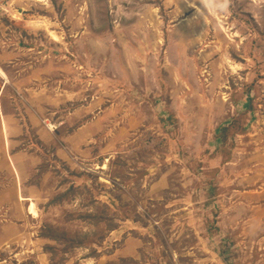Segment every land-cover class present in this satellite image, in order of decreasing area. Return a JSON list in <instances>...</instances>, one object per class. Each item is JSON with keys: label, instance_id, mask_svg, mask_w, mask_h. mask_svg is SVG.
I'll use <instances>...</instances> for the list:
<instances>
[{"label": "rangeland", "instance_id": "obj_1", "mask_svg": "<svg viewBox=\"0 0 264 264\" xmlns=\"http://www.w3.org/2000/svg\"><path fill=\"white\" fill-rule=\"evenodd\" d=\"M9 2L0 264H264V0Z\"/></svg>", "mask_w": 264, "mask_h": 264}, {"label": "crops", "instance_id": "obj_2", "mask_svg": "<svg viewBox=\"0 0 264 264\" xmlns=\"http://www.w3.org/2000/svg\"><path fill=\"white\" fill-rule=\"evenodd\" d=\"M13 2V1H12ZM30 2V1H29ZM10 3V2H9ZM8 3V5H9ZM7 5V6H8ZM7 6L4 8L3 11H0V20L1 18H6L9 20L10 18V26H13L12 28L18 29L22 28L21 30H24L23 32H29L34 33L40 28L43 29L42 24L44 22L42 21H31V20H24L23 16L25 12L23 9H18L16 15H12L10 12L11 10L7 8ZM9 7V6H8ZM4 16V17H3ZM14 20V22H13ZM14 38V37H13ZM16 37L12 40H9V46H12V51L16 49V46L19 45V41L15 40ZM6 47V43L4 41H0V71L3 72L5 75V78L0 74V160L3 159L6 164V171L7 179L9 185H11V188H19L20 183L17 178V169L14 166L13 157L16 156V154L13 153V144H17L19 139L21 137L27 136V129H25V122L23 118H20L18 107L16 105H23L18 98H16L17 94H20L19 91H17L14 88V85L9 81L8 73L5 70L6 68L3 66L2 58L6 54V50L3 48ZM15 60V58L11 55L9 56V60ZM15 61H18L17 59ZM6 80V81H5ZM33 89L25 88V92H30ZM18 96V95H17ZM48 100L46 97L45 100ZM13 105L14 107H12ZM33 120V121H32ZM26 122L28 125L32 126L37 130L36 135H38V138L40 140H43L45 135H41V127L39 126V122H35V116H31L28 119H26ZM43 138V139H42ZM46 140V139H45ZM1 174V173H0ZM19 200V199H18ZM23 201L29 202V199H24ZM30 208V207H29Z\"/></svg>", "mask_w": 264, "mask_h": 264}, {"label": "bare ground", "instance_id": "obj_3", "mask_svg": "<svg viewBox=\"0 0 264 264\" xmlns=\"http://www.w3.org/2000/svg\"><path fill=\"white\" fill-rule=\"evenodd\" d=\"M27 1L34 2V3H45L46 0H27ZM54 41H55V39H54ZM0 74L5 78V75L3 74V72L0 71ZM19 200L23 201L22 198H20ZM29 214L35 215V211H34L33 205H31L30 208H29Z\"/></svg>", "mask_w": 264, "mask_h": 264}, {"label": "built area", "instance_id": "obj_4", "mask_svg": "<svg viewBox=\"0 0 264 264\" xmlns=\"http://www.w3.org/2000/svg\"><path fill=\"white\" fill-rule=\"evenodd\" d=\"M9 0H0V11H3L4 8L8 5Z\"/></svg>", "mask_w": 264, "mask_h": 264}]
</instances>
